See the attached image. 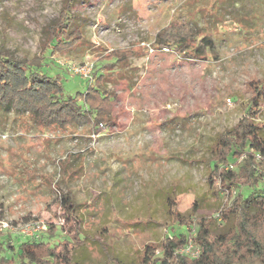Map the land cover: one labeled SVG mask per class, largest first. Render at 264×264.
I'll return each mask as SVG.
<instances>
[{"label": "rangeland", "instance_id": "374dc122", "mask_svg": "<svg viewBox=\"0 0 264 264\" xmlns=\"http://www.w3.org/2000/svg\"><path fill=\"white\" fill-rule=\"evenodd\" d=\"M63 8L0 0V49L42 59L71 94L98 86L113 99L111 123L43 127L0 109V223L14 225L5 232L23 240L24 224H53L55 235L38 240L56 245L77 227L90 264L104 263L105 249L137 264L145 245L186 232L173 210L224 230L218 213L231 197L208 183V163L217 134L247 113L258 87L264 96V0H79L69 20L82 40L55 53L47 27ZM172 25L206 37L198 57L158 46ZM260 109L264 129V100Z\"/></svg>", "mask_w": 264, "mask_h": 264}, {"label": "trees", "instance_id": "16d2710c", "mask_svg": "<svg viewBox=\"0 0 264 264\" xmlns=\"http://www.w3.org/2000/svg\"><path fill=\"white\" fill-rule=\"evenodd\" d=\"M78 1L64 0L63 21L47 27L46 49L56 53L82 40L79 29H73L75 20H69ZM198 34L194 28L172 25L162 31L157 42L161 48L173 46L198 57L206 40ZM101 79L102 75L97 76V84ZM262 90L258 87L247 113L234 127L217 134L208 163V183L231 197V203L218 213L225 229L219 231L211 218L187 219L172 209L186 232L145 245L137 264H264V159L257 158L258 154L264 157V129L257 123L264 100ZM0 109L28 114L43 127H99L111 123L113 99L92 84L84 92L71 94L62 76L50 74L42 59L18 58L0 49ZM61 206L66 221L76 223L77 207L72 198L61 193ZM46 230L52 237L57 228L51 224ZM190 239L200 249L196 258L180 253ZM88 241L77 227L56 245L35 237L20 240L10 231H0V264H90ZM104 252L102 264H126L108 250Z\"/></svg>", "mask_w": 264, "mask_h": 264}, {"label": "built area", "instance_id": "2783aa9c", "mask_svg": "<svg viewBox=\"0 0 264 264\" xmlns=\"http://www.w3.org/2000/svg\"><path fill=\"white\" fill-rule=\"evenodd\" d=\"M257 158L259 160H263L264 157L261 154L257 155ZM65 220H63L64 222ZM0 231L5 230H11L14 225H4V223H0ZM47 226H43L40 222H29L22 226V229L20 230L21 235L25 237H35L38 238L40 232L43 230H46ZM180 253L186 254L191 256L192 258H196L200 254V249L195 245L194 241L192 239L189 240V242L180 250Z\"/></svg>", "mask_w": 264, "mask_h": 264}]
</instances>
